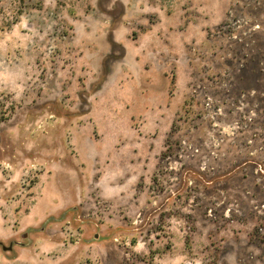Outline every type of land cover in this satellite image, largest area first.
I'll list each match as a JSON object with an SVG mask.
<instances>
[{"label":"rangeland","instance_id":"obj_1","mask_svg":"<svg viewBox=\"0 0 264 264\" xmlns=\"http://www.w3.org/2000/svg\"><path fill=\"white\" fill-rule=\"evenodd\" d=\"M0 207V264H264V0H0Z\"/></svg>","mask_w":264,"mask_h":264},{"label":"crops","instance_id":"obj_2","mask_svg":"<svg viewBox=\"0 0 264 264\" xmlns=\"http://www.w3.org/2000/svg\"><path fill=\"white\" fill-rule=\"evenodd\" d=\"M0 218L3 219V215H2V209H1V207H0Z\"/></svg>","mask_w":264,"mask_h":264},{"label":"water","instance_id":"obj_3","mask_svg":"<svg viewBox=\"0 0 264 264\" xmlns=\"http://www.w3.org/2000/svg\"><path fill=\"white\" fill-rule=\"evenodd\" d=\"M28 235V232H25L24 234H23V237H26Z\"/></svg>","mask_w":264,"mask_h":264}]
</instances>
